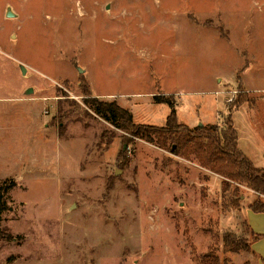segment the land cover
Segmentation results:
<instances>
[{
  "label": "rangeland",
  "instance_id": "obj_1",
  "mask_svg": "<svg viewBox=\"0 0 264 264\" xmlns=\"http://www.w3.org/2000/svg\"><path fill=\"white\" fill-rule=\"evenodd\" d=\"M84 87L135 124L164 126L155 95L189 128L231 117L264 163V0H0V183L13 185L0 264H262L264 214L248 218L259 253L224 246H250L242 210L264 195L155 142L127 146Z\"/></svg>",
  "mask_w": 264,
  "mask_h": 264
},
{
  "label": "trees",
  "instance_id": "obj_2",
  "mask_svg": "<svg viewBox=\"0 0 264 264\" xmlns=\"http://www.w3.org/2000/svg\"><path fill=\"white\" fill-rule=\"evenodd\" d=\"M83 104L94 115L109 123L111 127L124 133L123 143L128 146L129 138L155 142L161 148H169L170 152L188 159L193 157L201 167L223 178L237 182L258 195H264V168H256L237 147V136L231 118L228 117L224 127L216 125L195 126L189 128L186 124L178 123L175 107L170 96L155 95V103L167 104L171 112L162 127L135 124L131 113L120 107L115 101H102L93 96L84 87L82 89ZM242 100L235 101L229 109L236 111ZM123 149L120 156H125ZM6 182L0 183V240H11L1 227L2 214L7 211L5 194L12 187ZM237 201L233 207L237 208ZM248 210L253 213H264V201L256 198L248 204ZM260 235H252L256 241ZM226 252H253L245 240L229 238L224 246ZM262 264L264 260L261 259Z\"/></svg>",
  "mask_w": 264,
  "mask_h": 264
},
{
  "label": "crops",
  "instance_id": "obj_3",
  "mask_svg": "<svg viewBox=\"0 0 264 264\" xmlns=\"http://www.w3.org/2000/svg\"><path fill=\"white\" fill-rule=\"evenodd\" d=\"M245 71V69L243 70V72ZM241 76H242V81H243V86H244V89H245V92L246 93H248V94H255V92L253 91V90H250L249 88H247V86H246V83H245V81H244V77H243V74L241 73ZM98 98V97H97ZM99 99V98H98ZM244 104H247L248 106H249V108H251V109H255L256 108V106H253V105H251L248 101H246ZM243 105V104H242ZM241 105V106H242ZM125 109V108H124ZM239 109V108H238ZM237 109V110H238ZM236 110V111H237ZM231 118V117H230ZM231 121H232V119H231ZM232 124H233V121H232ZM233 128H234V125H233ZM234 130H235V133H236V136H237V147H238V150L242 153V154H244L253 164H254V166L256 167V168H264V163H262V159H255V160H252L253 158H250L249 156H250V153H251V148L249 147V146H247L246 145V149H244V147L242 148V147H240V145H239V139H238V134H237V131H236V129L234 128ZM256 145H258V146H260V147H262V151H259L261 154V156H264V141H259V143H256ZM259 147V148H260ZM244 149V150H243ZM243 212H244V217H245V220H246V223L248 224V226H249V228H250V230H251V232L252 233H254V234H257V235H259L258 233H256L255 232V230H253L252 228H251V225L248 223L249 221V219L248 218H250V215H251V211L250 210H248L247 208L246 209H244V210H242ZM257 214H261V215H263L264 213H257ZM261 238V237H260ZM260 238L258 239V240H256V241H251V244H250V247H251V250L254 252V253H259V251H257V243H259V241H260ZM257 256H258V261L259 262H261V254H257Z\"/></svg>",
  "mask_w": 264,
  "mask_h": 264
},
{
  "label": "water",
  "instance_id": "obj_4",
  "mask_svg": "<svg viewBox=\"0 0 264 264\" xmlns=\"http://www.w3.org/2000/svg\"><path fill=\"white\" fill-rule=\"evenodd\" d=\"M6 16H7V17H12L13 15H12L9 11H7ZM29 90H30V89H28L27 92H29ZM197 126L200 127V126H202V125L199 123ZM124 148H125V147H124Z\"/></svg>",
  "mask_w": 264,
  "mask_h": 264
}]
</instances>
